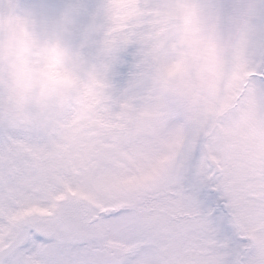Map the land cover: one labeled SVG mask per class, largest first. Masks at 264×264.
<instances>
[{
	"label": "snow or ice",
	"instance_id": "6c2138e0",
	"mask_svg": "<svg viewBox=\"0 0 264 264\" xmlns=\"http://www.w3.org/2000/svg\"><path fill=\"white\" fill-rule=\"evenodd\" d=\"M97 8L88 84L0 68V264H264V0Z\"/></svg>",
	"mask_w": 264,
	"mask_h": 264
},
{
	"label": "clouds",
	"instance_id": "9594fccd",
	"mask_svg": "<svg viewBox=\"0 0 264 264\" xmlns=\"http://www.w3.org/2000/svg\"><path fill=\"white\" fill-rule=\"evenodd\" d=\"M84 7L80 0H0V68L30 74L17 86L25 103L37 110L44 103L40 87L45 80L57 90L70 77L83 86L101 71L90 49L106 15L96 8L81 24ZM54 46L58 51H52ZM81 58L88 62L80 63Z\"/></svg>",
	"mask_w": 264,
	"mask_h": 264
},
{
	"label": "rangeland",
	"instance_id": "374dc122",
	"mask_svg": "<svg viewBox=\"0 0 264 264\" xmlns=\"http://www.w3.org/2000/svg\"><path fill=\"white\" fill-rule=\"evenodd\" d=\"M80 2L85 6L80 17V23L83 24L87 22L89 12L96 9L97 6L103 2V0H80ZM90 52L94 55L95 49L91 48ZM132 73L133 66L130 60L124 59L123 54H121V62L116 65L115 70L111 74L114 84L119 82L122 88L127 87L130 79L132 78Z\"/></svg>",
	"mask_w": 264,
	"mask_h": 264
}]
</instances>
